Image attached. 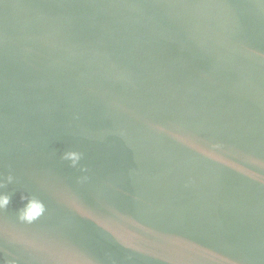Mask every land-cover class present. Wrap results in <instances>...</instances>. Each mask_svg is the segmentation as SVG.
<instances>
[{"label": "water", "instance_id": "water-1", "mask_svg": "<svg viewBox=\"0 0 264 264\" xmlns=\"http://www.w3.org/2000/svg\"><path fill=\"white\" fill-rule=\"evenodd\" d=\"M8 175L0 264H264V0H0Z\"/></svg>", "mask_w": 264, "mask_h": 264}, {"label": "clouds", "instance_id": "clouds-1", "mask_svg": "<svg viewBox=\"0 0 264 264\" xmlns=\"http://www.w3.org/2000/svg\"><path fill=\"white\" fill-rule=\"evenodd\" d=\"M63 160L70 162L72 167H76L81 160V154L74 150L65 151L61 157ZM13 177L8 175L7 177L0 176V189L4 188L5 183H11ZM24 202L23 206L17 210L18 220L26 223H32L41 217L45 212L44 204L36 198L21 197ZM10 196L0 191V209H5L9 205Z\"/></svg>", "mask_w": 264, "mask_h": 264}]
</instances>
